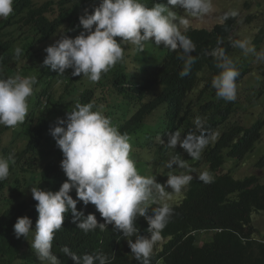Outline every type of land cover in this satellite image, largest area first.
<instances>
[{"label":"clouds","instance_id":"1","mask_svg":"<svg viewBox=\"0 0 264 264\" xmlns=\"http://www.w3.org/2000/svg\"><path fill=\"white\" fill-rule=\"evenodd\" d=\"M34 3L36 9L47 11L49 20L58 29H72L71 34L36 44L35 51L40 48L42 57L45 56L41 67L53 74L57 97L65 94L68 85L58 78L71 69L72 76L84 77L80 92L89 90L82 102L68 109L66 119H57L50 128V140L56 141L52 144L53 153L42 146L48 159L56 158L57 148L62 151L60 166L67 180L55 192L40 187L30 189L38 202L35 228L29 217H19L13 226L14 234L17 239L27 240L32 235L30 253L40 264H112L114 255L95 252L101 246L95 233L111 230L119 241L125 238L140 264H151V255L158 256L166 243L162 232L172 208L181 204L193 182L210 184L226 174L236 180L244 179H237L233 166L228 165L232 160L224 168L215 169L201 156L210 141L215 140L216 133L205 130L200 117L194 121L199 134L184 132L185 128L174 130V120L167 113L180 100L176 91L183 93L181 112L186 119H191L188 104L208 88L215 89L218 98L235 101L237 85L249 78L237 83L239 60L235 57L233 61L224 46H232L234 51L240 49L245 56L252 54L257 61H264V49L257 52L249 39L240 38L238 20L224 43L219 38L218 46L208 53L220 69L215 75L207 53L191 40V31L212 32L238 12L221 14L211 30L195 27V18H203L212 11V0H35ZM15 4L16 0H0V18L15 14ZM220 20L223 23L217 24ZM8 38L23 41L25 35L17 29ZM21 55L22 49L17 47L15 57L19 59ZM203 58L207 59L205 63ZM22 62L0 66V125L5 127H16L31 116L33 101L29 97L37 79L33 72L22 70ZM110 69L109 79H105ZM4 72L9 76H4ZM207 74L211 77L205 79ZM103 83L105 88H101ZM163 95L173 98L171 106H156ZM91 97L97 100L95 103H102L103 113L93 110ZM153 107L156 108L146 114ZM134 122L135 132L130 134ZM134 138L138 139L140 151L134 152L133 160L130 139ZM8 152V156H0V181L8 178L15 163L14 153ZM184 153L187 156L183 158ZM144 154L151 157V162L145 166L149 174L142 176L137 167ZM43 171L42 166H37L29 173L28 182L35 181L37 185ZM73 190L76 199L70 195ZM80 201L94 208L95 214L78 211ZM215 210L204 211L203 216ZM68 213L76 224L75 234L73 239L57 246ZM146 221L148 235L138 234L145 231ZM262 230L256 228L253 232L255 240ZM208 234H199L196 246L209 245L212 240Z\"/></svg>","mask_w":264,"mask_h":264},{"label":"trees","instance_id":"2","mask_svg":"<svg viewBox=\"0 0 264 264\" xmlns=\"http://www.w3.org/2000/svg\"><path fill=\"white\" fill-rule=\"evenodd\" d=\"M34 1L16 0L15 14L6 19L0 18V66H13L23 61L22 70L33 72L37 79L33 94L29 97L33 101L30 119L26 117L24 122L16 127L0 125V148H2L0 156L6 157L10 151L14 153L15 159L8 178L0 181V264H40L39 260L30 253L32 235L28 240L23 237L17 239L13 226L17 218L27 216L33 221V229L35 228L38 218L35 206L38 202L32 197L30 191L32 187L55 192L67 180L60 166L63 159L62 151L57 148L56 158L48 159L49 156L44 154L42 146L44 144L45 150L53 153L52 144L56 141L50 140V128L55 125L57 119H66V114L70 111L68 109L75 103L82 102L89 90L80 92L79 85L84 84V77L72 76L71 69L65 72L64 76H59L58 81L68 82V85L65 94L57 97L53 74L50 69L41 67L45 56L42 57L40 48L35 51L36 44L49 43L64 33L71 34L72 29L70 27L58 29V26L49 20L47 11L36 9ZM239 18L240 14L230 17L224 25H218L212 32L192 30V37L189 35L191 40L199 45V49L207 53L208 62L215 75L220 69L216 67L214 58L208 53L218 46L219 38H222L224 43L225 38L235 30ZM252 18V15L247 16L245 21L251 22ZM17 29L25 35L23 41L8 38L9 33ZM252 43L257 52L261 50L264 43V28L259 30ZM17 47L23 52L19 59L15 57ZM224 48L234 61L232 46L227 45ZM247 59L254 60L255 56L252 55ZM206 61L207 59L203 58L202 62ZM236 68L240 72L237 83L253 71L244 68L241 64L236 65ZM262 69L263 67L258 68L259 71ZM110 73L111 69L105 73V79H109ZM3 75L9 76L8 72H4ZM101 88H105L104 83ZM192 88L193 86L190 89ZM196 88L195 86L194 90ZM176 92L180 95V100L175 109L170 107L167 113L174 120V130L185 128L184 132H197L194 121L196 117H200L204 129L216 133L215 140L210 141L201 153L213 168H224L228 160H236L244 164L250 159L257 144L263 138L264 121H258L251 127L242 124V120H240L242 123L239 121L241 124L233 123L231 126L227 124L240 110L245 112L241 106L250 98L249 96L240 95V98L229 102L218 98L215 89L208 88L201 92L198 99L188 104L191 119H186L181 112L183 93L178 90ZM96 101L92 97L89 98V102L95 104L93 110L102 111V103H95ZM172 102V97L163 95L156 106L167 107L171 106ZM155 108H149L146 114ZM128 132L130 134L135 132V122ZM213 141L216 143L213 144ZM7 144L10 145L6 146ZM186 156L187 153L182 155L183 158ZM37 166H42L44 171L36 185L35 181L28 182V179L31 175L29 173ZM257 169L264 170V156L254 165V169L246 179L236 180L230 174H226L217 177L210 184L200 180L193 182L181 204L172 208L173 213L162 232L166 243L158 256L151 255V264H264V235L260 237L257 234L259 239L255 240L253 233L256 230L255 217H261L264 223V177L253 175ZM70 195L76 199L75 190ZM213 209L216 210L203 216L204 211ZM77 210H82L85 214H95V209L89 204L85 206L82 201L78 202ZM72 219L71 213L66 214L65 230L55 234L56 236L59 233L57 246L73 239L75 234L73 228L76 224L72 223ZM148 227L146 221L145 231L138 234L147 236ZM263 231L264 229L261 232ZM68 233L70 235L67 237ZM201 233H209L212 240L209 245L196 246L197 236ZM95 235L101 242V246L95 252L114 255L112 264H140L131 253L124 237L119 241L111 230L97 231ZM132 239L134 241L135 237Z\"/></svg>","mask_w":264,"mask_h":264},{"label":"rangeland","instance_id":"3","mask_svg":"<svg viewBox=\"0 0 264 264\" xmlns=\"http://www.w3.org/2000/svg\"><path fill=\"white\" fill-rule=\"evenodd\" d=\"M213 9L212 11L205 17L197 19L195 18L193 21V25L198 28H207L213 29V25L221 14H225L226 12L236 10L238 15L240 14V25L237 27L240 38H247L251 41L255 39V35L258 34L261 28H264V0H212ZM237 15V16H238ZM252 15L251 22H246L245 18L247 16ZM223 23L220 22L217 24ZM216 24V25H217ZM236 34V33H235ZM264 49V43L261 47ZM260 51V50H259ZM258 51V52H259ZM235 52H240L243 55H235L237 60H239V64H241L244 68L253 69V71L247 75L246 78H249L248 81H244L241 84L237 85V98L241 96H249L243 106L242 112L241 110L238 112L236 117L231 119V123H240L242 120V124H246V126H252L258 121H264V61H257L253 59H247L245 57L250 58L252 54L247 56L244 55L243 51L240 49H235ZM259 67H263L261 71L258 70ZM211 77L210 75H205V79ZM257 93H255V91ZM103 112L105 110H102ZM240 121V122H239ZM240 123V124H241ZM131 143V159H135L136 153L135 151H140L138 148V139H130ZM7 144L6 146H9ZM250 156V155H249ZM264 156V131L263 138L260 143L257 144L255 151L251 154L250 159L245 161L244 164L238 165L236 160H232L228 165H232L235 172L238 174V178H245L250 175L251 170L254 169V165L259 161L261 157ZM139 165L137 170L140 175L145 176V174H149L148 170L145 169V166L151 162V157L147 154H144L140 157ZM227 172V169H224ZM230 171V170H229ZM232 171V170H231ZM253 175H258L264 177V170L257 169L253 172ZM254 225L257 230L264 229V223L261 217H255ZM260 237H263L264 231L258 234Z\"/></svg>","mask_w":264,"mask_h":264}]
</instances>
